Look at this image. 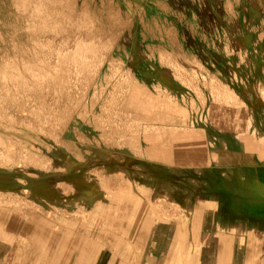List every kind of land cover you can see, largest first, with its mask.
Here are the masks:
<instances>
[{"label":"bare ground","instance_id":"1","mask_svg":"<svg viewBox=\"0 0 264 264\" xmlns=\"http://www.w3.org/2000/svg\"><path fill=\"white\" fill-rule=\"evenodd\" d=\"M29 1L30 3H34L32 10H30L32 12L36 8L35 1L41 5L45 0H32V2L31 0H9L11 6L20 9L21 12H24L25 8L28 7L24 6ZM175 1V3H182L180 5H187L190 10L189 13H199L202 17L203 14H200L196 10V6L185 4L182 0H178L179 2ZM215 1L217 3L218 0H207L209 3L207 7H211L212 5L214 7ZM57 2L56 0L55 3L57 4ZM230 2L232 3L231 0H220L225 11L230 7ZM246 3L242 11H240V16L242 15L243 22L245 21V23H247L246 20L251 22L255 16L263 13V8L260 4L262 9H255L253 4L249 3L250 5H248ZM47 4L49 5V3ZM44 5L46 4L44 3ZM179 7L181 8V6ZM43 9L45 11V8ZM26 13L30 14V12ZM221 13V10H218L215 14L212 13L214 18L211 17L209 22L216 24L220 19ZM32 14H30L29 19H31ZM37 14L36 12L35 17ZM207 17H210V15ZM207 17L205 15V18ZM45 18L47 19V17ZM71 18L69 14L67 17L64 16V20L62 19L63 21H61L62 24L63 22L66 24ZM15 19L17 18L15 17ZM33 21H28V24ZM39 22L41 24V21ZM53 22L55 24L58 23L57 21ZM32 24H29L30 26L28 25V27L26 26L27 28L24 27L27 29H25L27 31L25 34L29 33L30 31L28 32V30L31 28L34 30L33 27L36 24L31 27ZM257 24L259 25V23ZM48 26L51 27L50 25ZM58 27L60 29V26ZM63 27L66 28L67 25ZM36 29L39 30L37 27ZM253 30L255 31L256 28ZM64 38L66 39V37ZM68 39L71 40L70 37ZM68 39L65 40L66 44H64V47L70 41L67 42ZM89 39L86 42L84 41L85 39L82 41L84 44L86 43V45H82L83 47L79 45L81 41L77 39L79 43L74 39V41H77L76 44L78 46L74 43L78 47L77 50H82L77 52L79 53L78 55L73 49L75 52L73 53L76 55H71L72 50H68L69 48H67L70 44L66 46L67 50L71 51V53L62 51L63 57L65 56L64 59L60 58L63 60L62 62L60 61L63 69H61L62 65L60 66V63L59 65L57 64L58 61L55 64L59 67H55L56 65L54 66L53 64L55 70L52 73L47 70L50 74H43L44 76L41 73L46 70V67L40 66V68L38 66L39 68H34L33 66L34 70L30 67L32 66L31 62L26 61V65L24 63L20 68L28 70H23L28 75H31L32 72L31 76L34 75L31 70H34L36 73L37 69L38 76L41 75L43 79L44 77L46 79V76L49 78L50 82H46V84L49 83V86L56 85L55 82L50 84L52 81L65 84L66 80L70 81L71 79H69V75H73V77L77 76V80H75H79L77 83H80L82 87L85 81L90 82L93 79V75H95H92L94 67L97 66L96 63L99 65L101 61L99 59L102 57L99 56L98 60L96 59L100 54L98 53L96 56L97 51L96 53L94 52L96 44L93 46L92 43L94 41L91 43L92 38ZM102 40H98L100 44ZM112 40L114 41V39ZM65 41L63 42L65 43ZM184 41L187 42V40ZM106 43L108 42L106 41ZM56 44H59L58 48L63 46V44L60 46V42ZM46 45L48 46V42ZM88 45L89 47H87ZM109 45L112 48V43ZM54 47H57V45ZM126 47L128 48V45ZM241 47L239 45V48ZM88 48H90L89 52L92 55L88 52ZM254 48L252 46V49ZM31 49V51L36 50L32 47ZM39 49L42 48L39 46ZM243 49L246 50L245 48ZM254 50L256 51V49ZM85 51L89 53H87L89 57L84 55ZM127 52L133 55L135 64L141 63L140 65L143 68L142 74H149L152 67L150 69L147 64L143 66L145 61L140 60V52L134 48L127 49ZM157 54L160 60V57L167 54L168 56H163L162 60L168 59L172 61H170L171 64L165 63V66H161L162 70L159 68V70L153 71L155 79H160L159 83L162 81L160 83L162 84L161 88L165 91L162 92L161 88H159V91L157 89L158 86H155L156 88L154 89L152 85H139V81L125 83V92L121 91L123 94L121 93L120 106H123V108L119 111L124 116V121L123 123L121 122L123 125L121 126L125 125L127 129L134 130L133 133L129 132L131 136L126 134V130H124L126 131L125 133L121 132L118 134L116 125L113 127L112 122L105 124V122L102 123L99 120H95L93 118L94 114L90 115V109L93 107L94 101H97L96 97L100 95L99 91L101 90L96 91L95 86L93 88L94 91L91 90V93L88 95L87 102L84 100L85 104L83 107L87 110L86 119L80 123L77 122L75 124L74 122L71 124L67 132L68 135H73L74 137L76 134L79 135L81 138L78 140L71 139L70 136L69 139L61 137L64 129L62 127H65L64 122L67 120H65L64 115L68 116V113L64 114L62 112V115L58 114L59 116H57V114H54L56 112L53 111V113L51 111L48 104L43 102L44 105L46 104L45 106L48 105V108L44 107L43 104L41 105L40 99H37L40 100V106L35 103V107H29V111L27 112H29L30 120L26 119L27 121L24 120L25 122H20L22 120L21 117V120L20 118L17 119L16 116V120L13 119V113V118L10 112L7 115L5 112V114L0 113L5 116L2 115V118H6V116L8 118L9 115L10 119L6 118V123H9L8 121L12 123L13 120H20L18 121L19 125L14 121L17 125L13 124L9 126V129L14 133L11 135L13 139L8 140L5 138V143L2 138L0 139V160L5 159V163L7 160L8 164L9 161L14 163L12 167L9 165L5 167L0 163V191L5 192L8 189L15 191L20 187L16 197L13 195L15 200H11L12 202H7L2 196L3 193L0 195V264H264V63H260L261 60L258 63L249 59L238 70L233 71V74L230 72L235 80L232 92L224 89V87L217 88L211 78L208 81L206 80L207 85L205 87L207 86V90L210 91V97L207 96L209 99L204 101L206 105L202 109L200 108L201 110H189L183 98L181 99L179 96V99L177 97L179 102H173L172 97L168 96L172 92V76L175 78L176 74L177 77H180L178 73H183L188 69L186 61L178 62L179 58H184V54L175 51V49H167L165 51L163 48L161 51L159 49ZM92 56H95V62ZM37 57L38 55L36 54L35 58ZM44 60L45 63H48L46 59ZM19 61L23 62L22 59ZM5 62L3 64L6 67L0 70V85L4 84V87H6L5 83L8 82L10 90L13 89L14 84V88H18L20 85L17 87L16 82H19L18 80H21L20 77L22 76L20 72H16L18 66L16 68L13 67V69L10 68L16 70L15 75H13L9 71L5 72L6 69L9 70V66H7L9 63L7 60ZM27 63L31 65L28 66ZM42 63L44 62L42 61ZM225 63L226 61H222L220 68H222L221 66L224 67ZM175 65L177 66L175 67ZM97 68L99 69V66ZM193 70H198L197 74H199V71H205L202 65L196 66ZM114 71L112 70V72ZM210 71L205 73L211 75ZM31 76L30 79L32 80L37 77L31 78ZM41 76L39 77L41 78ZM142 76L144 77V75ZM182 76L180 77L181 81H183ZM39 77H37V80L32 81V83H35V81L45 83ZM89 77L92 79L90 80ZM145 77L147 78V76ZM184 77L187 76L185 75ZM228 77L227 80L229 81ZM243 77L245 78L240 80ZM25 79H23L25 84L30 83L26 77ZM14 80L16 81L11 86L10 84ZM24 81L22 84L25 87ZM153 82L151 81V83ZM178 82L180 81L178 80ZM94 83L93 85H95ZM86 84V87L89 88L90 83L86 82ZM34 85L35 88L37 86L38 88L40 87L38 83ZM177 85H173L175 86V90H177ZM181 85L183 86V84ZM42 86L45 85L42 84ZM53 87L54 92H52L55 93L57 86ZM102 87L104 88V86ZM179 87V91H181V88H184V86ZM3 88L0 89L3 90ZM31 88L32 86H26V90L28 89L26 92H29ZM22 89L25 90L23 87ZM32 89L35 90L34 88ZM40 89L43 88L41 87ZM81 90L80 92H82ZM193 90L195 89L193 88ZM38 91L41 92L39 89ZM48 91L51 92V89L47 90L46 93ZM169 91L170 93H168ZM8 92L11 93L10 91ZM15 92L12 93L15 94ZM26 92L23 91L24 94ZM84 92L83 96L86 93ZM46 93L44 94L45 97ZM29 94L34 95L30 92ZM52 95L55 96L56 93ZM81 95L79 98L77 97L79 100L81 99L80 102L84 98ZM111 95L108 96L109 99L112 98ZM254 95H258L259 101L255 100L257 102H254ZM10 97L14 96L11 95ZM5 102H7L6 99ZM78 102L76 103L77 106L80 104ZM84 102L82 101V103ZM73 103L72 106L74 105ZM2 108L4 109V107ZM57 108L59 109L60 106ZM73 109H77L76 106H73ZM69 111H72L71 108H68ZM179 112L183 113L184 116H188L189 120L184 119L180 121V118L177 116ZM18 113L21 114L20 112ZM174 114L176 115L175 117L172 116ZM104 117L106 116H103V120ZM6 123L4 122L2 125L5 126ZM115 124L118 123L116 122ZM2 135L3 133L0 131V137ZM84 138L88 139V142H84ZM105 142L112 145V148L104 147ZM13 144L19 146L17 147L18 149H14L15 147L12 149ZM14 179H19L22 185H15L13 183ZM21 214L23 217L26 216V218L20 217Z\"/></svg>","mask_w":264,"mask_h":264},{"label":"rangeland","instance_id":"2","mask_svg":"<svg viewBox=\"0 0 264 264\" xmlns=\"http://www.w3.org/2000/svg\"><path fill=\"white\" fill-rule=\"evenodd\" d=\"M43 1V0H41ZM57 4L54 2V0H48V1H43V3L40 5V3H38L37 1H35V7L37 8H34L33 10L34 11H30L32 10V6H34V3H30V1L28 3L30 4H26L24 7H27L25 8L24 12L20 9H17L15 8L14 6H11V3L9 2V0H0V70H2V68L6 67L3 63H6L5 61L7 60V63L9 66V70L4 69L5 72L9 71L11 74L15 75V69H13V67L16 68V66H18L17 68V71L16 72H20V74L22 76H24L22 78V76L20 77L21 80L19 79L18 81L19 82H16V86L18 87L19 85L22 86V82L25 79V77L27 78V81L29 80L30 83H26L25 84V81H24V84H25V87L24 85L22 86L24 89L21 88H14L15 86V81H13V83L11 82V86L12 84H14V86L11 88L12 90H10V86H9V83H5L6 84V87L8 86V88L4 87V84L0 85V88H3V90H7V91H3L2 89H0V105L2 107H4V109L0 106V113H7L10 112L12 118H13V115H14V118L15 119L17 117V119H19L20 117V120H11L12 123H10V121H8L9 123H6L7 120V116L6 118H2L3 116L0 114L1 118H0V131L3 133L2 137H0V139L2 138V140L4 141L5 143V138H7L8 140L10 139H13V135L14 133L9 129L11 125H19V122H25L24 120H30L29 119V107L33 106L35 107V103L39 105V101L41 100V105L43 104L44 107L48 108L47 106L49 105L51 111L53 112H56L54 114H57V116L59 115H62L63 113L66 114V112L68 113L67 115L69 116H65V120L66 122L65 123V127H62L64 128L63 129V135H61V137H65L66 139H69V136L71 139H74V140H78L80 139L81 137H79V135H75V137L72 135H68L67 132H68V129L70 127L71 124H73L75 122V124L77 122H81L83 120L86 119L87 115H86V112L87 110H85V108L83 107L85 102L84 100L87 102V98H88V95L91 93V90L94 91V86H95V90L98 91L100 90V95H98V97H96V100L97 101H94V105L93 107L88 110L90 111V115L92 116L94 114V119L95 120H99L100 122H105V124H107V122L113 124L112 126L114 127V125H116V129H117V132L118 134L123 132L125 133L127 131V135L131 136L130 133H133L134 130L131 131V129H127V127H125V125L122 127L121 125V122L123 123L124 121V116L123 114L120 112L123 108V106H120L121 105V93L125 92L124 89H125V83L128 84L127 82H131V81H139V85H144L146 86L145 84L147 85H152V87H154V89L156 88L155 86H158L157 89L159 90V88H161V85L159 83L160 79L156 80L155 77H154V74H153V71L154 70H159V68L162 70L163 68H161V66H165V63H170L171 64V60H168V59H163L162 60V57L163 56H168L167 54L163 55L161 58V60L159 59V55L157 54V52H159V49L160 51L162 50V48L167 51V49H175V51H179V52H182L184 54V58L182 57L181 59L179 58L178 59V62H185L187 63V71L185 72H179L178 70V76H182V80L180 79V77H177L176 74H175V78H173L172 76V82L171 84L173 85H179L180 83L183 84L184 88H181V91H179L180 89H178L179 86L183 87L181 84L177 87L175 90V86L172 85V92L170 95L168 96H171L172 97V100H174L173 102L177 101V97L178 99L181 97V99L183 98V101H186V104L187 105V109L189 110H192V109H199L201 110L204 105V101L208 100L210 97V91L207 90V86L205 87V85H207V81L211 78L212 82L214 85H216V87H221L224 89H227L229 92H232L233 91V84L235 82L232 74H233V71H236L238 70L243 64L244 62L248 61L249 59L250 60H253V61H256L259 63H264V1L263 0H231L232 3L230 2V7L228 8L227 11H225L223 9V6H222V3H220V0L215 1V4H214V7L213 5L211 7H207L208 6V2L207 0H182L183 3L185 4H192L194 6H196V10H198L200 12V14H203L202 17L199 15V13H189L190 10L188 9L187 5L184 7L183 5H180L182 3H175L176 1L175 0H57ZM167 1V2H166ZM189 1V3H188ZM260 1V2H259ZM32 2V0H31ZM55 4H54V3ZM61 2V3H60ZM67 2V3H66ZM82 2V3H80ZM84 2V3H83ZM106 2V3H105ZM177 2H179L177 0ZM247 2V3H246ZM44 3L46 5H44ZM49 3V5L47 4ZM60 3V4H59ZM75 3V4H74ZM248 4L250 5L249 3L253 4L255 6V9H260L261 7L263 8V13H261L259 16H255L254 19L249 22V20H246L247 23H245V21L243 22V19H242V15L240 16V11H242V8L244 7V5ZM59 4V5H58ZM66 4V5H65ZM87 6H85V5ZM107 4V5H106ZM129 4V5H127ZM170 4V5H169ZM174 4V5H172ZM177 4V5H176ZM179 4V5H178ZM220 4V5H219ZM261 7H260V5ZM70 7H69V6ZM80 5V6H79ZM118 5V6H117ZM22 6V7H23ZM55 6V7H54ZM57 6V7H56ZM74 6V7H73ZM181 6V8L179 7ZM218 6V7H217ZM23 7V8H24ZM86 7V8H85ZM117 7V8H116ZM163 7V8H162ZM220 7V8H219ZM45 8V11L44 9ZM108 10H107V9ZM198 8V9H197ZM209 8V9H208ZM261 8V9H262ZM15 9V10H14ZM17 9V11H16ZM27 9V11H26ZM36 9V10H35ZM39 9V11H38ZM43 9V10H41ZM51 9V10H50ZM53 9V10H52ZM111 9V10H110ZM116 9H117V12H116ZM119 9V10H118ZM187 9V10H185ZM81 10V11H80ZM83 10V11H82ZM218 10H221V16H219V21L216 23V24H212L209 22V19L212 17L214 18V15L216 12H218ZM57 11V12H56ZM64 11V12H63ZM88 11V12H87ZM107 11V12H106ZM26 12H30V14H32L33 16V19H32V16H31V19H29V16L30 14L29 13H26ZM36 12L38 13L37 16L35 17V14ZM51 12V13H49ZM75 12V13H74ZM77 12V13H76ZM85 12V13H83ZM113 12V13H112ZM44 13H46L44 15ZM71 15V19L66 22V24H64L65 22H62L64 20V16L67 17L68 14ZM80 13H82L80 15ZM110 13V14H109ZM213 13V14H212ZM235 13V14H233ZM28 14V15H27ZM49 14V15H48ZM63 14V15H62ZM73 14V15H72ZM85 14V15H84ZM120 14V16H119ZM190 14V15H189ZM17 19H15V17ZM24 15H26L24 17ZM41 15V16H40ZM61 15V16H60ZM84 15V16H83ZM125 15V16H124ZM192 15V16H191ZM205 15L206 17L210 15V17H207L205 18ZM262 15V16H261ZM43 16V17H42ZM47 17V19L45 17ZM50 16V17H48ZM58 16V17H57ZM115 16V17H114ZM236 16V17H235ZM239 18H238V17ZM261 16V17H260ZM28 17V18H27ZM40 17V18H38ZM56 17V18H55ZM79 19H78V18ZM92 17V18H91ZM112 17V18H111ZM192 17V18H191ZM50 18V19H48ZM115 18V19H114ZM258 18V19H257ZM29 19V20H28ZM45 19V20H44ZM61 19V20H60ZM63 19V20H62ZM81 19V20H80ZM93 19V20H92ZM108 19V20H107ZM119 19V20H118ZM241 19V20H240ZM261 19V20H260ZM17 20V21H16ZM24 20V21H23ZM33 21L32 23L29 22V24L33 27L34 24V30L31 28L28 30V32L30 31L31 32V35H30V32L29 33H26L27 32L26 28L28 27V21ZM38 20V21H37ZM49 20V21H48ZM86 20V21H84ZM101 20V21H100ZM114 20V21H113ZM117 20V21H116ZM211 20V19H210ZM235 20V21H234ZM239 20V22H238ZM260 20V21H259ZM22 21V22H21ZM27 21V22H26ZM41 21V24L40 22ZM53 21H57L55 24ZM93 21V22H92ZM256 21V23H255ZM262 21V22H261ZM36 22V23H35ZM44 24H43V23ZM52 24H51V23ZM59 22H61L59 24ZM72 22V23H71ZM82 22V23H81ZM84 22V24H83ZM86 22V23H85ZM109 22V23H108ZM10 23V24H9ZM47 23V24H45ZM50 23V24H48ZM69 23V25H68ZM71 23V25H70ZM76 25H74V24ZM79 23V24H78ZM122 23H123V26H122ZM251 23V24H250ZM259 23V25L257 24ZM22 24V25H21ZM73 24V25H72ZM114 24V25H113ZM117 24V25H116ZM240 24V25H239ZM257 26H256V25ZM10 25V26H9ZM25 25V26H24ZM29 25V26H30ZM37 25H40V26H37ZM42 25V26H41ZM48 25H50L51 27H49ZM66 26L67 27H63V26ZM83 25V26H82ZM144 25V26H143ZM27 26V27H26ZM44 26V27H43ZM46 26V27H45ZM48 26V28H47ZM60 26V29L59 27ZM81 26V27H80ZM92 26V27H91ZM101 26V28H100ZM114 26V27H113ZM191 26V27H190ZM250 26V27H249ZM259 26V27H258ZM26 27V28H24ZM36 27L39 29L37 30ZM73 29H72V28ZM98 27V28H97ZM190 27V28H189ZM30 28V27H29ZM55 28V29H54ZM63 28V29H62ZM82 28V29H81ZM91 28V29H90ZM122 28V30H121ZM248 28V29H247ZM251 30H250V29ZM256 30L254 31L253 29ZM26 29V30H25ZM42 29V30H41ZM72 29V30H71ZM77 29V30H76ZM101 29V30H100ZM47 30V31H46ZM65 30V31H64ZM95 30V31H94ZM150 30V31H148ZM52 31V33H51ZM55 31V33H54ZM70 31V32H69ZM103 34H101L100 33ZM105 31V32H104ZM158 31V32H157ZM164 31V32H163ZM168 31V32H167ZM10 32V33H9ZM38 32V33H37ZM41 32V33H40ZM48 32V33H47ZM152 32V33H151ZM253 32V33H252ZM254 32L258 33V34H255ZM262 32V33H261ZM96 33V34H95ZM250 33V34H249ZM29 34V36H28ZM37 34V35H36ZM62 34V35H61ZM91 34V35H90ZM93 34V35H92ZM252 34V35H251ZM59 35V37H57ZM75 35V36H74ZM84 35V36H83ZM86 35V36H85ZM88 35V36H87ZM256 35V36H255ZM56 36V37H55ZM63 36L66 37V39H68L69 37L71 38L67 40V48H69L68 50H75L76 51V54L78 55L79 53H77L78 51H82L80 48V50H77L78 49V45L76 44V42L79 40L81 41V43L79 45H86V43L84 44L82 41L84 40L85 42L88 41V39L92 38L91 40V43L93 44V46L96 44V46L94 47L95 48V53H96V56L98 55V53L100 55H98L96 57L99 58V56L101 57V60L99 62V65L96 63V67H94V73L95 75H93V79L91 80L90 77L89 79L92 81H85L84 83L86 84V82H88V84L90 85L89 88L86 87L87 84H82V87L80 85V83H77L79 82L76 81V77H73V75H69V79L73 78V80H75L73 82V80L70 79L69 80H66L65 84L63 85L62 83L58 82V81H52V83L50 84H53L55 82L56 85H54L55 88V93L56 95H52V94H55L53 93L54 90L52 89L53 85L49 86V83L46 84V82H50L49 78H47L46 76V79L44 77V79L42 78V76H44L43 74L47 75V74H50V72L52 73L55 68V67H59L57 66V64L59 65L60 63V66L62 65V59H64L63 57V52H70L71 51H68L66 46L64 47V44H66V39L64 38V40H62L63 38H61ZM79 36V37H78ZM102 36V37H101ZM116 36V37H115ZM254 39H253V37ZM262 36V37H261ZM31 37V38H30ZM37 37V38H36ZM39 37V38H38ZM52 37V38H51ZM68 37V38H67ZM76 37V38H74ZM112 37V38H111ZM247 37V38H246ZM37 40H36V39ZM94 38V40H93ZM97 38V39H96ZM107 38V39H106ZM110 38V39H109ZM173 38V39H172ZM247 40H246V39ZM77 40V41H74ZM89 39V40H90ZM103 39V40H102ZM105 39V40H104ZM114 39V41L112 40ZM116 39V40H115ZM240 39V40H239ZM33 40V41H32ZM50 40V42H49ZM52 40V41H51ZM98 40H102L101 41V44H100V41ZM173 40V41H172ZM184 40H187L184 41ZM238 40V41H237ZM245 40V41H244ZM250 40V41H249ZM65 41V43L63 42ZM97 41V42H95ZM106 41L108 43H106ZM113 41V42H111ZM184 41V42H183ZM235 41V42H234ZM255 41V42H254ZM48 42V46L46 45ZM60 42V46L61 44H63V46H61V48H58L59 44H56V43H59ZM72 42V43H70ZM105 42V44L103 43ZM189 42V43H188ZM245 42V43H244ZM261 42V43H260ZM34 43V44H33ZM39 43V44H38ZM77 45L75 46L74 45ZM88 43V42H87ZM99 43V46L100 47L99 49L102 50V52H100L101 50L98 49L97 45ZM112 43V48L110 47L109 44ZM174 43V44H173ZM239 43V44H238ZM244 43V44H243ZM255 43V44H254ZM258 43V44H257ZM260 43V44H259ZM41 44V45H40ZM51 44V45H50ZM57 47H54L56 46ZM89 44V43H88ZM91 44V45H92ZM109 46H108V45ZM238 44V45H237ZM14 45V46H13ZM38 45V46H36ZM45 45V46H44ZM54 45V46H53ZM90 45V47H91ZM108 49H107V47ZM118 45V46H117ZM125 45V46H124ZM128 45V48L126 47ZM147 45V46H146ZM239 45L242 46L241 48H239ZM244 45V47H243ZM248 45V46H247ZM12 46V47H11ZM27 46V47H25ZM39 46L40 48L42 49H39ZM44 46V48H43ZM82 46V47H83ZM102 46V47H101ZM154 46H158V47H154ZM161 46V47H160ZM236 46V47H235ZM252 46L254 49H256V51L254 49H252ZM258 46V47H257ZM261 46V47H260ZM263 46V48H262ZM31 47L33 49H36V53L34 54L33 51H31ZM38 49H37V48ZM47 47V48H46ZM52 47V48H51ZM86 47V46H85ZM89 47V45L87 46ZM105 47V48H104ZM249 47V48H247ZM53 48H54V51H53ZM57 48V49H55ZM66 48V49H65ZM76 48V49H74ZM123 48V49H122ZM131 48H134L136 50H138L140 52V60H143L145 61L143 66H146L149 65V68L152 67V70L149 71V74H142V67H141V63H138V64H135L134 62V58H133V55L129 52H127V49H131ZM149 48V49H148ZM159 48V49H157ZM243 48H245L246 50H244ZM23 51H22V50ZM49 49V50H48ZM61 49V51H59ZM88 52L90 51V48H88ZM98 49V50H96ZM111 49V50H109ZM243 49V50H242ZM21 50V51H20ZM39 51V53H37V51ZM59 52H57V51ZM72 50V53L71 55H76L74 54L75 52ZM158 50V51H157ZM250 50V51H249ZM258 50V51H257ZM44 51V52H43ZM56 51V52H55ZM63 51V52H62ZM91 51H92V48H91ZM99 51V52H98ZM241 51V52H240ZM23 52V53H22ZM43 52V53H42ZM52 52V53H51ZM55 52V53H54ZM62 52V53H61ZM74 52V53H73ZM86 53L84 55L88 56V53L87 51H85ZM107 52V53H106ZM236 52V53H235ZM245 54H244V53ZM259 52V53H258ZM261 52V53H260ZM41 53V54H40ZM56 53H59L60 56H58L59 54H56ZM84 53V52H83ZM88 53V54H87ZM102 53V55H101ZM106 55H105V54ZM125 53V54H124ZM151 53V54H150ZM247 53V54H246ZM250 53V54H249ZM36 57V54L38 55V59L34 57V55ZM81 54V52H80ZM92 55V53H90ZM9 55V56H8ZM30 55V56H29ZM53 55V56H52ZM57 55V56H56ZM70 55V56H71ZM158 55V56H157ZM255 55V56H254ZM15 56V57H14ZM107 56V57H106ZM7 57V58H6ZM26 57V58H25ZM32 57V58H30ZM46 59V61L48 63H45V60L43 59ZM89 57V56H88ZM93 57V60L95 62V56H92ZM90 57V58H92ZM170 57V56H169ZM186 57V58H185ZM192 57V58H191ZM248 57V58H247ZM255 57V58H254ZM263 57V58H262ZM3 58V59H2ZM6 58V60H5ZM62 58V59H60ZM112 58V59H111ZM158 58V59H157ZM246 58V59H245ZM3 61H2V60ZM9 59V60H8ZM22 59L23 62H20L19 60ZM42 59V60H41ZM49 59V60H48ZM5 60V61H4ZM33 60V61H32ZM38 60V61H37ZM98 60V59H97ZM96 60V61H97ZM107 60V61H106ZM115 60V61H114ZM120 60V61H118ZM169 62H167V61ZM16 61V62H15ZM31 62L32 66L28 65L29 63H27L28 66L32 67L34 66V68H39L40 66L45 68L44 72H40L41 75V79L38 74H37V69H36V73H35V69L34 70H31L33 71L34 75H32V72H31V75H28V73L24 72L26 69H22L20 67H22V65L25 63V62ZM40 61V63H39ZM42 61L44 63H42ZM50 61V62H49ZM58 61V63L56 62ZM61 61V62H60ZM171 61V62H170ZM223 62L226 61L225 63V66H221L222 68H220V64ZM55 62L57 64H55ZM98 62V61H97ZM162 62V63H161ZM15 63V64H14ZM52 63V64H51ZM112 63V64H111ZM164 63V64H163ZM241 63V64H240ZM4 66H3V65ZM46 64V66H45ZM51 64L53 66L52 67ZM238 64V65H237ZM15 65V66H14ZM26 65V63L24 64ZM37 65V66H36ZM155 65V66H154ZM160 65V67H159ZM167 65V64H166ZM204 67L205 71H199V74L198 73V70H193L196 68V66H201ZM234 65V66H233ZM11 66V67H10ZM39 66V67H38ZM50 66V67H49ZM99 66V69L97 68ZM156 68H154V67ZM177 65H175L176 67ZM194 66V67H193ZM237 66V67H236ZM40 67V68H41ZM49 69H48V68ZM127 67V68H126ZM226 67V68H225ZM234 67V68H232ZM12 68V69H10ZM43 68H42V71H43ZM112 68V69H110ZM166 68V67H164ZM231 68V69H230ZM52 69V70H51ZM61 69H63V65L61 66ZM96 69V70H95ZM118 69V70H117ZM151 69V68H150ZM223 69V70H221ZM225 69V70H224ZM230 69V70H229ZM233 69V70H232ZM19 70V71H18ZM24 70V71H23ZM50 71L49 73L47 72ZM98 70V71H97ZM112 70L114 72H112ZM126 70V71H125ZM207 70V71H206ZM211 70V71H210ZM14 71V72H13ZM28 71V70H26ZM97 71V72H96ZM124 71V72H123ZM210 71V74L212 75V78L211 75H207V73L205 72H209ZM225 71V72H224ZM1 72V71H0ZM24 72V73H23ZM96 72V73H95ZM123 72V73H122ZM214 72V73H213ZM228 72V73H227ZM232 72V74L230 73ZM47 73V74H46ZM105 73V74H103ZM126 76H125V74ZM153 75H152V74ZM197 75H196V74ZM205 73V74H203ZM17 74V73H16ZM30 74V73H29ZM114 74V75H113ZM160 74V72H159ZM180 74V75H179ZM191 74V75H190ZM195 74V75H194ZM203 76H202V75ZM223 74V75H222ZM227 74V75H226ZM118 75V76H117ZM144 75V77L142 76ZM187 76V77H184V76ZM193 75V76H192ZM30 76L31 78L32 77H39L43 82L45 83H42L43 85L46 86H42V84L40 82H37L35 81L34 84H40V87L38 88V86L35 88L32 81H34L35 79L37 80V77L32 80L30 79ZM72 76V77H71ZM106 76V78H104ZM122 78H121V77ZM129 76V77H128ZM145 76H147V79ZM152 76V77H151ZM161 77H163L162 75H160ZM202 78H201V77ZM224 76V77H222ZM229 76V77H228ZM68 77V76H67ZM66 77V79H67ZM92 77V76H91ZM116 77V79H115ZM126 77V78H125ZM145 79H143V78ZM151 77V78H150ZM180 82H178V80ZM196 77V78H195ZM209 77V78H208ZM223 79H222V78ZM227 77L229 79V81L227 80ZM130 78V79H129ZM192 78V79H191ZM206 78V79H205ZM221 78V79H220ZM245 77L243 78H240V80L244 79ZM24 79V80H23ZM88 79V80H89ZM115 79V80H114ZM126 79V80H125ZM132 79V80H131ZM147 79V80H146ZM151 79V80H150ZM163 79V78H161ZM176 79V80H175ZM186 79V80H185ZM191 79V80H190ZM204 79V80H203ZM23 80V81H22ZM46 80H49V81H46ZM100 80V81H98ZM124 80V81H123ZM128 80V81H127ZM153 80L157 81L155 83V81L153 82ZM165 80V78H164ZM175 80V82H174ZM193 80V81H192ZM207 80V81H206ZM225 80V81H224ZM28 81V82H29ZM70 84H68L67 83ZM114 81V82H113ZM123 81V82H122ZM148 81V82H147ZM151 81L153 83H151ZM190 81V82H189ZM216 81V83H215ZM230 81H233V82H230ZM37 82V83H36ZM73 82V83H72ZM81 82V81H80ZM95 82V83H94ZM106 82V84H105ZM122 82V83H121ZM200 82V83H199ZM18 83V84H17ZM67 83V84H66ZM75 83V84H74ZM93 83L95 85H93ZM113 83V84H112ZM177 83V84H175ZM190 83V85H189ZM225 83V84H223ZM22 84V85H21ZM34 86H33V85ZM59 84V85H58ZM62 84V85H61ZM80 87H79V85ZM116 84V85H114ZM122 84V85H121ZM155 84V85H154ZM158 84V85H157ZM192 84V85H191ZM218 84V86H217ZM61 85V86H60ZM69 85V86H68ZM85 86L84 90L83 87ZM104 86V88L102 86ZM160 85V87H159ZM200 85V86H198ZM3 86V87H2ZM26 86H32V88H34L35 90H33L31 88V90L29 91L30 93L34 94V95H30L29 92H26L28 91V89L26 90ZM49 86V87H47ZM62 86H64V88H62ZM115 86V87H114ZM122 86V87H121ZM195 86V87H193ZM230 86V87H229ZM43 88V89H40V88ZM53 87V88H54ZM77 87V88H76ZM102 87V88H101ZM114 87V88H113ZM203 89H202V88ZM46 90H45V89ZM60 88V90L58 91V89ZM63 90H62V89ZM99 88V89H98ZM180 88V87H179ZM193 88L195 90H193ZM233 88V89H232ZM17 89V90H16ZM41 90L40 91H38ZM51 89V92L48 91L46 93L47 90H50ZM82 89V90H81ZM104 89V90H103ZM111 89V90H109ZM120 89V90H119ZM170 89V88H169ZM185 89V90H184ZM186 89L187 92H186ZM201 89V91H200ZM35 92L33 93L32 92ZM45 90V91H44ZM79 90V91H78ZM80 90L82 92H80ZM119 90V91H118ZM171 90V89H170ZM207 90V91H205ZM8 91H10L11 93L12 92H15L14 93H9ZM23 91H25L26 93L24 94ZM53 91V92H52ZM62 93V94H59L58 92ZM83 91H85V96H83ZM115 91V93H114ZM122 91V92H121ZM160 91V90H159ZM161 91H165L161 88ZM184 91V92H183ZM189 91V92H188ZM195 91V92H194ZM200 91V93H199ZM4 92V93H3ZM8 92V93H6ZM18 92V93H17ZM69 92V93H68ZM78 92V93H77ZM112 94H110V93ZM118 92V94H117ZM174 92V93H173ZM178 92V93H177ZM194 92V93H193ZM203 92V93H202ZM208 92V93H207ZM42 94V95H39V94ZM47 94L46 97L44 94ZM49 93V94H48ZM79 93L81 96H83L84 98H82V101L84 103H82V101L80 102V100L78 99L79 98ZM108 93V95H107ZM122 93V94H123ZM170 93V91L168 92ZM187 93V94H185ZM190 93V94H188ZM9 96H7V95ZM17 94V95H16ZM29 94V96H28ZM68 94V95H67ZM78 94V95H76ZM99 94V93H98ZM161 94V93H160ZM178 94V95H177ZM11 95H13L14 97H10ZM27 95V96H26ZM52 95V96H51ZM76 95V97H75ZM113 98H110L108 96H110ZM177 95V96H176ZM186 95H187V98H186ZM189 95V97H188ZM201 95V96H200ZM7 96V97H6ZM36 96V97H35ZM41 96V97H40ZM42 96H43V99H42ZM63 96V97H62ZM70 96V97H69ZM100 96V97H99ZM180 96V97H179ZM208 96V97H207ZM4 97V99H3ZM40 97V98H39ZM52 97V98H51ZM66 97V98H65ZM78 97V98H77ZM121 97V98H120ZM207 97V98H206ZM19 101H17L16 100ZM44 98H45V101H44ZM47 98V99H46ZM70 98V99H69ZM81 98V97H80ZM86 98V99H85ZM98 98V99H97ZM105 98V99H104ZM204 98V99H203ZM257 98V99H256ZM5 99L7 102H5ZM37 99H40V100H37ZM69 99V101L71 102H74L73 106H76L77 109H73V106H72V102L70 103L69 101H67ZM76 99V101H74ZM180 99V100H181ZM201 99V100H200ZM253 99H254V102H257L259 101V98H258V95H254L253 96ZM22 100V102H21ZM30 102H29V101ZM79 102H78V101ZM111 103H110V101ZM114 100V101H113ZM190 100V101H189ZM257 100V101H255ZM27 101V102H26ZM56 101V102H55ZM58 101V103H57ZM108 101V102H107ZM188 101V102H187ZM197 101V102H196ZM199 101H200V104H199ZM45 102L46 104H48L47 106L44 105ZM50 102V103H49ZM78 102V106H77V103ZM103 102V103H102ZM192 103L190 105V103ZM3 103V104H2ZM22 103V104H21ZM26 103V104H25ZM113 103V104H112ZM197 103V104H196ZM6 104V105H5ZM32 104V105H31ZM68 104V105H66ZM71 104V105H70ZM82 104V105H81ZM195 104V105H194ZM18 105V107L16 108V106ZM108 105V106H107ZM114 105V106H113ZM119 105V106H118ZM193 105H194V108H193ZM6 106V107H5ZM10 106V108H9ZM23 106V107H22ZM25 106V107H24ZM60 108L58 109L57 107ZM63 108H62V107ZM69 106V107H68ZM113 106V107H112ZM12 107V108H11ZM55 107V108H54ZM80 107V108H79ZM99 107V108H98ZM109 107V108H107ZM119 107V108H118ZM68 108L70 109L71 108V112L69 111L68 112ZM75 108V107H74ZM201 108V109H200ZM53 109V110H52ZM58 109V111H56ZM61 109V110H60ZM66 109V110H65ZM100 109V110H99ZM60 110V111H59ZM65 110V111H64ZM75 110V112H74ZM77 110H79L77 112ZM105 110V111H104ZM108 112H107V111ZM113 110V111H112ZM118 112H117V111ZM120 110V111H119ZM13 111V112H12ZM18 112H20L21 114H19ZM63 112V113H62ZM102 112V113H101ZM105 112V113H104ZM112 112V114H111ZM4 113V114H5ZM13 113V115H12ZM70 113V114H69ZM77 113V114H76ZM99 113V114H98ZM104 113V114H103ZM109 113V114H108ZM117 115H116V114ZM121 113V114H119ZM9 114V113H8ZM27 116H26V115ZM59 114V115H58ZM76 114V115H75ZM85 114V115H83ZM18 115V116H17ZM121 115V117H120ZM16 116V117H15ZM71 116V117H70ZM103 116H106L104 117V120H103ZM111 116V117H110ZM116 116V117H115ZM118 116V117H117ZM5 117V116H4ZM111 119H110V118ZM8 118H9V115H8ZM7 118V119H8ZM110 120H109V119ZM120 118V120H119ZM10 119V118H9ZM8 119V120H9ZM113 119V120H112ZM122 119V120H121ZM26 120V121H27ZM69 120V121H68ZM107 120V121H106ZM116 120V121H115ZM17 124H15V122ZM4 122L6 123L5 126L2 125L4 124ZM117 122L118 124H115ZM35 123V122H34ZM37 123V122H36ZM63 124V123H62ZM4 127V128H3ZM125 127V128H124ZM120 129V130H119ZM123 129V130H121ZM126 130V131H124ZM94 131L97 133V131L94 129ZM131 131V132H130ZM102 132H104V130H102ZM130 132V133H129ZM5 133V134H4ZM125 134V135H126ZM79 138H78V137ZM1 140V141H2ZM88 142V139L86 140L84 138V142ZM106 141V140H105ZM101 142V141H100ZM7 143V142H6ZM104 147H110L112 148V145L110 144H107V142H105V144L103 145ZM15 147V148H14ZM17 145L13 144L12 146V149H18ZM5 160V159H4ZM4 160H0L1 164L5 167H8V165L10 167H12L14 165V163L12 161H9V164H8V161L6 160V163ZM4 162V163H2ZM12 162V163H11ZM20 165V164H19ZM11 181H12V178H11ZM13 183L18 186H21L22 184L20 183V180H16L14 179L13 180ZM20 188V187H19ZM19 188L15 191H13L12 189L8 191L5 190L4 191H0V195L2 194L3 198L7 200V202H12L11 200H15V197L17 195V192H19ZM11 191V192H9ZM10 194V195H7V194ZM12 193V194H11ZM14 193V194H13ZM15 197H14V196ZM14 198H13V197ZM8 197V198H7ZM12 197V198H11ZM29 209V208H28ZM26 211H32V210H26ZM65 216V215H64ZM22 218H26L21 216Z\"/></svg>","mask_w":264,"mask_h":264},{"label":"crops","instance_id":"3","mask_svg":"<svg viewBox=\"0 0 264 264\" xmlns=\"http://www.w3.org/2000/svg\"><path fill=\"white\" fill-rule=\"evenodd\" d=\"M172 116L175 117L176 115L174 114V115H172ZM177 116L180 118V121H181V120L183 121L184 119H185V120L188 119V116H184L183 113H180V112L177 113ZM184 117H186V118H184ZM188 120H189V119H188ZM188 120H187V121H188ZM153 254L155 255V253H153Z\"/></svg>","mask_w":264,"mask_h":264}]
</instances>
